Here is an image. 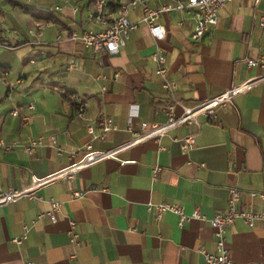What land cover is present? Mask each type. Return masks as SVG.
Instances as JSON below:
<instances>
[{
    "label": "crops",
    "instance_id": "crops-1",
    "mask_svg": "<svg viewBox=\"0 0 264 264\" xmlns=\"http://www.w3.org/2000/svg\"><path fill=\"white\" fill-rule=\"evenodd\" d=\"M57 1H0L17 18L9 26L11 33L0 21V40L6 43L0 46V138L25 145L42 141L30 152L23 147L0 150L3 189L26 187L32 176L56 174L82 157L90 140L86 125L100 114L112 117L117 127L103 140H91L94 149L129 140V122L139 131L143 122L166 120L159 108L167 96L149 57L156 43L147 27L139 24L119 53L97 55L70 38L72 29L90 25L85 14L92 0H83L74 15L70 5L54 10ZM109 5L115 12L117 0ZM37 10L52 17H36ZM141 14L140 8L131 9L128 18L138 21ZM262 14L264 0H232L200 42L190 39L188 13L174 10L160 16L166 36L159 45L183 104L217 96L261 71L244 59L264 58V27L258 25ZM72 61L75 66L67 68ZM115 72L120 76L114 80ZM180 112L176 106L175 113ZM22 115L29 116L27 122ZM197 119L199 126L180 124L158 141L122 150L117 159L91 164L71 179L52 180L35 191L37 197L0 206V264H206L198 248L216 251L209 219L225 209L228 188L242 190L246 206L264 211V82L217 107L213 119ZM192 133L191 150L172 139ZM155 166L161 169L153 179ZM74 190L84 195L72 198ZM51 201L60 203L56 220L37 218L51 208ZM160 202L178 204L185 214L198 208L202 218L179 225L175 214L164 212L157 219L147 204ZM69 220L76 222L77 243L67 233ZM24 224L27 237L17 244L13 239ZM224 235L233 264H264V220L248 227L238 219Z\"/></svg>",
    "mask_w": 264,
    "mask_h": 264
},
{
    "label": "built area",
    "instance_id": "built-area-1",
    "mask_svg": "<svg viewBox=\"0 0 264 264\" xmlns=\"http://www.w3.org/2000/svg\"><path fill=\"white\" fill-rule=\"evenodd\" d=\"M83 0H58L53 6L54 10L62 11L66 5L71 6L72 14L74 15L80 10V3ZM232 0H158L159 4L152 7L150 0H117L115 12L110 8V0H92L90 6L86 11V20L90 24L87 27L80 29H72L70 38L73 41H79L85 48L90 49L97 55H113L120 52L124 47L131 32L136 30L139 24L147 27L150 35L156 43L154 51L150 54V59L155 65V74L161 79V87L164 90L167 101L160 106L159 110L166 116L164 122H153L141 124L139 131H134L129 122L127 129L131 133V138L121 144L108 149H94L90 143L91 140H103L105 134L116 129V123L113 118L100 114L98 119L86 125L87 134L90 137L89 142L83 145L84 154L77 160H73L65 168L56 174H50L42 178L35 176L31 177L28 186L13 189H3L0 186V206L6 205L25 197H37L35 191L44 187L47 183L54 179L67 178L71 179L73 175L82 168L88 167L91 164L105 160L117 159V155L122 150L133 145L141 143L148 139L155 141L160 140L167 132L179 126L180 124H196L199 126L198 116L203 115L207 119L215 117L217 107H224L232 103L233 98L239 94L250 90L255 84L264 82V58L262 57H246L245 64L248 67H255L261 71L255 75L247 78L226 89L221 94L200 101L193 106H186L177 97L176 91L178 84L169 78V69L166 64V56L161 50L159 42L166 36V29L163 24L159 22V18L163 13L170 11H181L188 13L193 21V27L190 31V39L193 42H200L210 30L217 24L219 13L222 7ZM140 8L142 14L138 21H130L128 12L131 9ZM74 20V19H72ZM184 20H180L178 25H183ZM258 25L264 27V14L258 17ZM42 24L38 25L41 28ZM0 46L6 47V43L0 40ZM75 63L72 61L67 68L74 67ZM120 76L119 72H115L113 79ZM176 106L181 108L180 114L175 113ZM79 110L83 109V103L78 102ZM132 106L130 111V119L134 116L136 109ZM29 108H33L30 104ZM14 116L18 113L16 110L11 112ZM22 121L27 122L28 115H22ZM178 142L181 149L191 150L195 145V134H187L182 137L175 136L172 138ZM41 139L38 141H31L28 144H21L18 141L7 142L0 138V150L9 151L16 147H23L24 150L30 152L37 145L41 144ZM52 144L55 146L56 141L52 139ZM62 149L57 147V154H62ZM74 153L72 154V156ZM160 166L152 168L151 176L155 179L160 171ZM96 189V187H92ZM252 197L256 195L255 192L249 193ZM83 191H71L72 198L82 197ZM261 196L264 194H260ZM243 191L236 188H228L227 203L224 210L214 214L209 219V225L213 228V235L215 238V252H208L202 246L198 251L202 254L206 264H233V260L229 254V250L225 243V230L228 225L236 220H242L248 227H253L258 221L264 220V211H255L242 202ZM60 203L51 201V208L44 213H41L37 218L47 216L50 220H56V212L58 211ZM147 209L155 210V217L158 219L164 212H171L178 218V224L182 225L186 221L193 218H202L198 208H195L190 214H185L182 207L178 204L169 202H160L157 204L148 203ZM29 226L24 224L22 226V234L13 239L17 244H21L27 237ZM70 240L74 243L78 242V233L76 232V222L69 220V229L67 232ZM27 264H31L28 262Z\"/></svg>",
    "mask_w": 264,
    "mask_h": 264
},
{
    "label": "rangeland",
    "instance_id": "rangeland-1",
    "mask_svg": "<svg viewBox=\"0 0 264 264\" xmlns=\"http://www.w3.org/2000/svg\"><path fill=\"white\" fill-rule=\"evenodd\" d=\"M0 1H2V0H0ZM86 15V14H85ZM2 18H3V20H2ZM16 17L15 16H13V12L10 10V7H3V3H1L0 2V21H1V23L2 22H4L5 24H7V26L9 27V26H11V27H13V25H12V23H14L15 24V22H17L16 21ZM13 20L15 21V22H13ZM16 27L18 28V26L16 25ZM19 29V28H18ZM11 29H10V27L7 29V32L8 33H11ZM18 31V30H17ZM9 35V34H8Z\"/></svg>",
    "mask_w": 264,
    "mask_h": 264
},
{
    "label": "trees",
    "instance_id": "trees-1",
    "mask_svg": "<svg viewBox=\"0 0 264 264\" xmlns=\"http://www.w3.org/2000/svg\"><path fill=\"white\" fill-rule=\"evenodd\" d=\"M34 15L36 17H40V18H44L45 20H48L50 17H52V13L51 12H45V11H34Z\"/></svg>",
    "mask_w": 264,
    "mask_h": 264
}]
</instances>
